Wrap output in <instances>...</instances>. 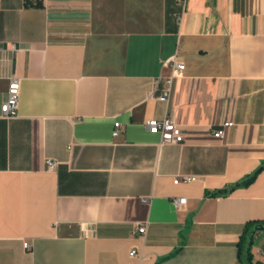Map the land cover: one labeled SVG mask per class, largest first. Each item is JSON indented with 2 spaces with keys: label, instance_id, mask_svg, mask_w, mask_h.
Wrapping results in <instances>:
<instances>
[{
  "label": "crops",
  "instance_id": "obj_1",
  "mask_svg": "<svg viewBox=\"0 0 264 264\" xmlns=\"http://www.w3.org/2000/svg\"><path fill=\"white\" fill-rule=\"evenodd\" d=\"M13 78L0 264H238L264 219V169L237 184L264 165V0H0V106ZM166 114L181 142L147 129Z\"/></svg>",
  "mask_w": 264,
  "mask_h": 264
},
{
  "label": "built area",
  "instance_id": "obj_2",
  "mask_svg": "<svg viewBox=\"0 0 264 264\" xmlns=\"http://www.w3.org/2000/svg\"><path fill=\"white\" fill-rule=\"evenodd\" d=\"M165 65L169 67V74L165 77L163 87L161 89L158 97L161 100H167L170 96L172 90V84L174 79L179 76L183 69V62L179 61L176 56L171 57L165 62ZM18 96H19V80L17 78H13L8 86L7 91V99L1 104L0 110L4 116H14L16 114L17 105H18ZM232 122L226 121L222 124L220 128H217L213 131V136L215 137H223L224 130L226 127L231 126ZM146 127L152 133H159L162 142H181L183 140V133L180 126L175 122L170 114H166L163 118H150L146 120ZM120 131L119 122L114 123L113 134H117ZM53 160H47V164L49 168H52L54 165ZM194 179L193 176H183L181 178H175V182H179L180 180L190 181ZM184 198H179L178 203L183 202ZM137 231L140 234L145 232V225L139 224L137 227ZM25 247L28 246V243L23 242ZM136 253L135 248H131L129 251L130 255H134Z\"/></svg>",
  "mask_w": 264,
  "mask_h": 264
},
{
  "label": "trees",
  "instance_id": "obj_3",
  "mask_svg": "<svg viewBox=\"0 0 264 264\" xmlns=\"http://www.w3.org/2000/svg\"><path fill=\"white\" fill-rule=\"evenodd\" d=\"M262 169H264V165L257 168L246 179L241 182H238L237 184L248 185L250 182L253 181L258 171ZM217 192H221V190ZM262 229H264V219L248 222L243 226L242 232L237 242L238 264H264V258L263 260L255 259L254 253L252 251V246L256 233Z\"/></svg>",
  "mask_w": 264,
  "mask_h": 264
}]
</instances>
